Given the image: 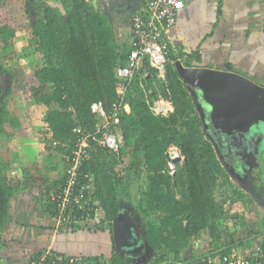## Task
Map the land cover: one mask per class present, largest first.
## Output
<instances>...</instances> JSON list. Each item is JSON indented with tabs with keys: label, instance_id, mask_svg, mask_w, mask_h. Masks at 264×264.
Returning <instances> with one entry per match:
<instances>
[{
	"label": "trees",
	"instance_id": "1",
	"mask_svg": "<svg viewBox=\"0 0 264 264\" xmlns=\"http://www.w3.org/2000/svg\"><path fill=\"white\" fill-rule=\"evenodd\" d=\"M56 2L53 6L43 0L28 1L27 8L34 16L30 26L34 52L42 61L34 75L42 87L47 86L35 101L44 106L42 121L65 160L77 137L75 130L94 131L103 122L92 106L101 104L109 113L112 104L123 98L120 121L114 128L122 135L123 148L119 156L112 155L116 160L125 155L129 165L116 171L100 157L107 152L94 154L83 164V172L92 176V201L102 212L98 223L89 229L112 232L119 207L125 204L141 220L146 244L157 256L156 264H168L170 255L185 263L206 255L247 257L255 248H260L264 264V241L232 242L225 247L216 244L219 240L221 244L220 222L225 212L216 203L215 192L226 188L229 178L214 145L202 132L193 98L172 63L182 54L170 51L164 80H157L155 72L148 69V76H135L127 84L115 75V68L126 63L128 50H122L117 42L113 16L87 0ZM14 38L13 28H0V47L11 57L16 54ZM181 62L185 67L195 66L190 57ZM3 70L0 58V73ZM145 96L167 101L172 109L165 116H156ZM6 124L18 126L19 121L10 116L0 94V141L7 135ZM170 148L177 149L181 157V162L174 163L173 174ZM8 157L9 151L4 164ZM133 179L142 180L141 198L136 203L130 192ZM14 188L12 180L0 174V221ZM48 202L54 209L49 198ZM204 235L211 239L213 249L205 247V252L196 255L194 243ZM112 246L109 264H130L116 251L113 237ZM189 250L192 257L184 260Z\"/></svg>",
	"mask_w": 264,
	"mask_h": 264
},
{
	"label": "crops",
	"instance_id": "2",
	"mask_svg": "<svg viewBox=\"0 0 264 264\" xmlns=\"http://www.w3.org/2000/svg\"><path fill=\"white\" fill-rule=\"evenodd\" d=\"M18 1L0 0V17ZM28 1L35 0H23L20 15L24 18L20 21L25 28L20 27L23 24L12 27L15 37L23 30L31 36L33 21L26 22L31 15ZM43 1L53 6L58 2ZM181 1L183 9L167 31L175 54H182L177 60L190 57L195 64L192 67L235 72L264 86V0ZM101 5L106 8V1L98 0L97 3L104 12ZM112 27L120 48L128 50L129 19L114 16ZM16 46L15 53L18 51ZM0 52L8 55L1 47ZM15 56H9L12 60L1 59L4 70L0 73V94L5 98L10 116L19 124H6L7 135L0 141V174H5L15 186L14 194L1 210L0 264H29L31 258L43 250H53L88 264L109 261L113 254V232L110 230L96 231L90 227L61 229L56 226L48 193L62 180L66 161L61 151L52 146L41 119L44 110L36 113L23 108L18 112L15 101L22 100L24 93L16 86L31 81L35 70L27 63H15ZM196 59L199 61L195 62ZM5 80L12 89L5 88ZM7 151L8 163L4 164ZM5 165L8 166L3 169ZM2 199L0 195V209Z\"/></svg>",
	"mask_w": 264,
	"mask_h": 264
},
{
	"label": "built area",
	"instance_id": "3",
	"mask_svg": "<svg viewBox=\"0 0 264 264\" xmlns=\"http://www.w3.org/2000/svg\"><path fill=\"white\" fill-rule=\"evenodd\" d=\"M56 1V0H52ZM94 1V0H87ZM143 6L129 16L130 45L126 63L115 68L119 80L129 84L136 76L145 78L147 70L155 72L157 80H164L165 69L170 51L174 47L167 37L168 29L174 25L178 13L183 9L181 0H142ZM174 64V62L172 61ZM148 94H151L148 91ZM146 103L156 116H165L171 109V103L161 100H149ZM123 98L112 104L109 113H105L101 104L92 106V112L99 114L103 122L94 131L75 130L77 137L69 151L62 181L48 193L49 201L54 205L53 216L56 226L61 229L92 227L101 219V209L92 201V176L84 173L83 164L99 150L119 156L123 148L118 126L122 113ZM57 142H52L55 147ZM175 148L168 151L171 174L174 172L172 160L178 158ZM261 250L255 248L247 257L206 255L195 262L179 264H263ZM29 264H88L64 256L53 250H43L31 258ZM89 264H109L99 260Z\"/></svg>",
	"mask_w": 264,
	"mask_h": 264
},
{
	"label": "water",
	"instance_id": "4",
	"mask_svg": "<svg viewBox=\"0 0 264 264\" xmlns=\"http://www.w3.org/2000/svg\"><path fill=\"white\" fill-rule=\"evenodd\" d=\"M93 4L97 7V1H93ZM142 6L141 0L106 1V8L110 15L115 16L121 7L126 11L125 14L123 12L121 18L128 15L125 16V19H128ZM174 67L184 88L190 92L191 89H194L199 93L200 104L208 112V121L202 120L203 124L212 127L219 135L224 137L244 136L256 126L264 125V86L235 72L199 66L185 67L181 61H176ZM194 106L196 110L199 109L195 102ZM176 151L178 158L172 160L173 163L181 158L179 151ZM126 210H129L128 215L127 211L122 212L120 206L113 221L112 232L116 251L124 256L125 261L129 260V251L136 254V257L137 255L141 256L140 251L144 248L148 254H153L146 244L142 222L138 215L131 216L134 213L132 207L126 208ZM189 258H191V254ZM144 259L145 256L142 260Z\"/></svg>",
	"mask_w": 264,
	"mask_h": 264
},
{
	"label": "rangeland",
	"instance_id": "5",
	"mask_svg": "<svg viewBox=\"0 0 264 264\" xmlns=\"http://www.w3.org/2000/svg\"><path fill=\"white\" fill-rule=\"evenodd\" d=\"M23 4V0L18 1L17 3H12L10 5V11L4 12L0 17V27L9 26V27H18L25 28L24 23L20 20L24 16L20 15L21 6ZM101 9L104 12L107 11L103 5H101ZM32 22L34 20V16L30 15L26 22ZM112 22V21H111ZM4 24V25H2ZM124 37V36H121ZM120 37L118 36V40ZM14 43L17 44L16 49L18 50L14 57L15 63H27L32 70H38L41 68V59L38 58V55L34 52V41L29 37V32L22 31L20 35L15 37ZM2 61L7 59H11L8 55H5L3 52H0ZM39 61V62H38ZM21 63V64H22ZM37 66V67H36ZM16 67H19L16 65ZM18 69V68H17ZM149 70H147V73ZM35 73V72H34ZM30 76V75H29ZM35 76V75H34ZM10 86L9 82L5 80V88ZM14 87V86H13ZM16 88H19V92H23L22 100L15 101L17 104L18 112H21L23 108H27V112H42L44 110V106L38 105L35 101L36 98L40 97L47 90V86L42 87L41 84L35 79V77L30 81L28 80L25 85H18ZM8 100L7 102H10ZM16 108V107H15ZM42 119V118H41ZM261 132L263 137L261 150L264 154V127L258 129ZM49 141V140H47ZM104 153L106 151L99 150L95 154ZM108 153V152H107ZM109 154V155H108ZM100 155L101 159H104L108 166L113 165V168L117 171L121 170L122 167L129 165L128 158L125 155H122L120 158L116 157L114 159L113 155L108 153ZM111 155V156H110ZM119 164H118V162ZM181 162V161H179ZM259 164V163H258ZM253 166V164H252ZM258 168H262L259 170ZM252 169V168H251ZM254 169H258L260 172L263 171L264 166L258 165L254 166ZM227 175L229 178V185L224 188H218L215 192V201L216 203L222 207L225 212L223 220L220 222L221 225V244L220 240L216 242L219 246H227L232 242H246L251 240H256L255 242H263L264 241V183L258 182L253 183L250 182V179L242 178V183H240L229 171H227ZM240 180V181H241ZM244 181V182H243ZM141 183L142 180L133 179L130 186L131 196L133 201L136 203L141 198ZM262 190V191H261ZM211 244V239H206L205 235L202 239L197 240L194 243V253L196 255H200L201 253L206 251L205 247H210L209 249H213V247L209 246ZM249 247L246 246V250ZM148 255V256H147ZM147 257L150 259H144L142 262L144 264H156L157 256L154 254H148ZM189 258V254L184 256V260ZM182 261H174L173 257L170 255L166 259V263L168 264H179Z\"/></svg>",
	"mask_w": 264,
	"mask_h": 264
},
{
	"label": "flooded vegetation",
	"instance_id": "6",
	"mask_svg": "<svg viewBox=\"0 0 264 264\" xmlns=\"http://www.w3.org/2000/svg\"><path fill=\"white\" fill-rule=\"evenodd\" d=\"M117 12L118 13L115 16L121 17L123 15V12L125 14L126 11L123 8L119 7V11ZM125 16L127 17L128 15ZM188 92L193 98V102H195L199 107L198 110L195 109V112L200 118L202 132L214 145L217 158L219 162H221L225 171H229L240 183H242V178H245V181L246 179H250L251 177L252 178L250 179V182H252L253 180L254 184L258 182L264 183V169L262 172L259 171L262 168H258L259 170L254 169V166H258L261 164L262 166H264V154L261 150L263 137L261 135V132H259L258 130L259 128H261V126L264 127V125L260 124L256 126L250 131L249 134L244 136L234 135L230 137H224L222 135H219V133L212 129V127L203 124L202 120H205V122L208 121V112L207 109L200 104L201 101L199 98V93L194 89H191L192 95L190 91ZM121 207L122 212L125 213V211H127L128 215L129 210H126L125 204H122ZM134 215V213L131 214L132 217H134ZM141 251V256L137 255V257L136 254L129 251V260L126 262H129L130 264H144V261L142 260L144 256L145 260L150 259V257H147V250L145 248ZM144 254H146L147 256ZM122 257L124 258V256Z\"/></svg>",
	"mask_w": 264,
	"mask_h": 264
},
{
	"label": "clouds",
	"instance_id": "7",
	"mask_svg": "<svg viewBox=\"0 0 264 264\" xmlns=\"http://www.w3.org/2000/svg\"><path fill=\"white\" fill-rule=\"evenodd\" d=\"M97 1V3H98V0H94V2H96ZM105 1H107V0H105ZM91 2H93V1H91ZM141 2H142V0H141ZM142 4H143V2H142ZM108 12V11H107ZM113 16V15H112ZM114 17V16H113ZM128 19H129V17H128ZM177 61H180V60H177ZM174 62V61H173ZM176 62V61H175ZM174 62V63H175Z\"/></svg>",
	"mask_w": 264,
	"mask_h": 264
}]
</instances>
